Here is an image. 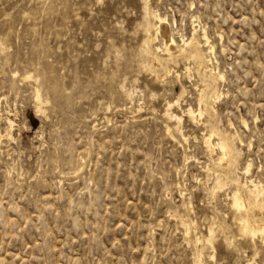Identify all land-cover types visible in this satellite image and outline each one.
Returning <instances> with one entry per match:
<instances>
[{
	"label": "rangeland",
	"instance_id": "obj_1",
	"mask_svg": "<svg viewBox=\"0 0 264 264\" xmlns=\"http://www.w3.org/2000/svg\"><path fill=\"white\" fill-rule=\"evenodd\" d=\"M151 10L177 44L195 28L214 45L210 122L167 118L180 90L171 112L197 107L204 69L178 52L153 68ZM210 127L263 183L264 0H0V264H264L213 182Z\"/></svg>",
	"mask_w": 264,
	"mask_h": 264
},
{
	"label": "bare ground",
	"instance_id": "obj_2",
	"mask_svg": "<svg viewBox=\"0 0 264 264\" xmlns=\"http://www.w3.org/2000/svg\"><path fill=\"white\" fill-rule=\"evenodd\" d=\"M152 18L154 21V23L152 24L153 26H151V27H153L152 29L154 32L153 40L155 41L156 39H158V37L161 38V44L155 48L156 53H153L154 55L152 54L153 55L152 57L149 56L152 58L153 68L154 67L158 68V66H159L157 53L162 52L163 55H167L168 57H172L175 54V52H178L179 56L182 55V56L186 57L187 62L189 61V62H193V64H195L197 74L199 73L201 68L204 69L203 77L199 76V77L203 78V80L201 79L202 80L201 81L202 88L198 89V93H197V95H198L197 105H196L197 107L195 109H193L192 107H188L184 110L181 109L182 116H177L176 114L174 115L171 112V108L173 106L179 104V101L181 100L180 98L183 97V94L185 92V91H183L184 89L180 90V92L178 93V96L176 97V99H174V101L167 102V109H166L167 118L169 117L171 120L174 119L178 124L181 122L182 117L185 116V117H188V119L192 120L193 122L196 121L199 123L200 120H202L205 116H207L208 117L207 120L210 119L209 120V122H210L213 113H215L214 105L216 104V102L219 101V98L221 97V93L218 91L217 83L219 81H222V79H223V75L221 73L215 72L214 69L210 68L207 64L210 61V60L206 59L207 55H212L214 53V45L211 43V41H210V39H209V37H208V35L204 29H201L199 31L200 33H198V30H196L195 28L193 29V32H192V35H190L191 36L190 38L186 39V38L181 36L180 44H177L176 41L174 40L171 32H170V29H169L170 25L167 23L166 19L161 17V15L158 14L156 11H152ZM163 26H165L164 31H163ZM151 27L149 26V28H151ZM147 34H148V32H147ZM149 52H151V51H149ZM187 66H188V64H187ZM191 69H193V68L187 67L186 72L189 73V71ZM166 73L168 74L171 72L169 69H166ZM28 76L30 78V75H28ZM14 77H15V75H14ZM199 80H200V78H199ZM39 100H41V98L39 96H36L35 101H39ZM164 117H165V115H164ZM213 118H214V116H213ZM6 122L8 124V128L11 130L12 126H13L12 121L6 120ZM217 123H218V121H217ZM200 124H204V123H200ZM243 124L245 125L244 122H243ZM166 125H168V124H166ZM206 125H207V123H206ZM213 125H215V124H213ZM229 126L232 127L231 122L229 123ZM167 129H169V128L167 127ZM9 131L7 133H5V135L8 137H11ZM166 131L168 132V130H166ZM170 137H172V136H170ZM235 140L239 141V138L236 135V133L223 134V132H219L218 129L215 127H212L209 130L208 134L202 136V141L204 143V146L206 147L205 150L207 151L206 152L207 154L213 153L214 149L219 151V157L217 156V159L215 160V162L218 160L217 161L218 163L216 165V166H218V169L215 172L214 181H213L215 183V187L218 189H221V188L225 187L226 185H228L229 183L234 186V190L231 192L229 199H230L231 209H235V211L237 210L238 215H239V216H237V219H236L237 231H238L239 235H241L242 237L250 239L252 241V243H253L254 239L258 238L259 239L258 241H260V244H262V246L264 247V239H263V232H264V219H263V214H264V182L262 183L260 181H253L250 179L249 180L245 179L244 182H240L239 178L235 174L236 171L238 170V168H236L235 165H236V161H237V156L239 154L238 150H236V148H235ZM250 166H251L250 164H247L241 170L240 173L242 175H248L250 172ZM233 173H234V175H233ZM213 175H214V172H213ZM217 191H219V190H216V192ZM233 220H234V218H233ZM184 222H182V223H184ZM186 229H187V227H186ZM212 229H213L212 227L208 228L209 237H208V239H207V237L205 238V240L207 239L206 241L208 243H211L212 232L214 230V229L213 230ZM189 230H190V228H189ZM189 230H187L186 233H188ZM186 235H188V234H186ZM197 238L198 237H196L195 239H197ZM213 238H214V235H213ZM195 242H197V240ZM199 242H200V240H199ZM255 255H257V251L254 252L253 257ZM253 257L250 259V261L248 263L247 262L246 263L247 264H256L253 261Z\"/></svg>",
	"mask_w": 264,
	"mask_h": 264
}]
</instances>
